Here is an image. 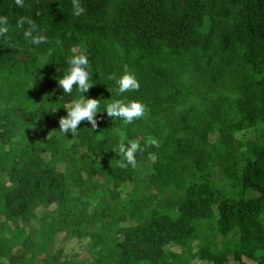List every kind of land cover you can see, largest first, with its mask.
<instances>
[{
    "label": "trees",
    "instance_id": "obj_1",
    "mask_svg": "<svg viewBox=\"0 0 264 264\" xmlns=\"http://www.w3.org/2000/svg\"><path fill=\"white\" fill-rule=\"evenodd\" d=\"M25 3L0 0V264H264V0H81L80 17L71 0ZM20 16L48 43L25 41ZM73 49L93 85L69 95ZM125 65L140 88L120 94L108 77ZM82 95L98 127L65 136ZM117 99L144 117H109ZM122 138L144 149L135 168L117 165ZM60 233L87 257L55 249Z\"/></svg>",
    "mask_w": 264,
    "mask_h": 264
},
{
    "label": "clouds",
    "instance_id": "obj_2",
    "mask_svg": "<svg viewBox=\"0 0 264 264\" xmlns=\"http://www.w3.org/2000/svg\"><path fill=\"white\" fill-rule=\"evenodd\" d=\"M16 6L20 8H31L30 4H26L25 0H14ZM72 14L75 17H80L86 13L85 7L81 4V0H71ZM39 15V13H37ZM27 26V27H25ZM16 27L23 30L25 41L32 45H40L48 43V38L45 35V29H42L30 16H20L16 20ZM9 33V19L7 16H0V37H7ZM29 51L33 49L29 48ZM73 54L67 58V69L62 77L58 78V86L62 88L64 94H71L74 86L80 93H86L92 87L89 81L92 79V66L88 56L84 52L77 53L75 49ZM51 56V50L48 53ZM108 79L115 80L118 85L117 92L122 94L131 91H138L140 84L136 76L130 72L125 65L123 73L117 77L115 73L111 74ZM100 100L86 98L80 96L73 99L70 104L64 108L67 111V116L59 118V131L66 136L69 132L72 137L77 134L78 126L82 121H87L91 124V129L96 130L98 127L97 113L99 110ZM106 112L109 117L121 118L125 123L131 124L134 120L144 117L146 106L137 100L117 99L107 103ZM57 110V109H56ZM56 110H53L55 112ZM50 134V133H49ZM122 138L118 145V150L115 151L120 159L117 160V165L120 168H127L129 165L135 168L137 165L136 153L143 152L138 141ZM146 145L158 146L157 141L148 136Z\"/></svg>",
    "mask_w": 264,
    "mask_h": 264
},
{
    "label": "rangeland",
    "instance_id": "obj_3",
    "mask_svg": "<svg viewBox=\"0 0 264 264\" xmlns=\"http://www.w3.org/2000/svg\"><path fill=\"white\" fill-rule=\"evenodd\" d=\"M248 132H245L244 135H247ZM131 186L129 185H124L122 188V194L125 196L127 195V193L130 191ZM44 210L38 209L37 210V215L40 216L41 213ZM84 241L82 240L81 242L78 241V239L76 237L73 236H68V235H64L63 233L58 234L57 236V240L55 242V249L58 247H63L65 249V253H74V252H78L80 253L79 258H86L87 257V252L84 249ZM244 260L246 262H248L249 264H255L252 261H249L248 259L244 258ZM194 264H204L201 261H194ZM226 264H237L232 258L231 256L229 257V260L226 262Z\"/></svg>",
    "mask_w": 264,
    "mask_h": 264
}]
</instances>
